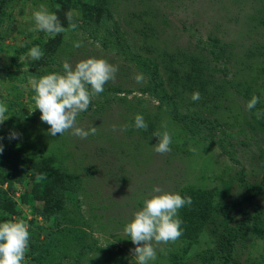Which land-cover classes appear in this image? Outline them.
<instances>
[{
	"label": "rangeland",
	"instance_id": "1",
	"mask_svg": "<svg viewBox=\"0 0 264 264\" xmlns=\"http://www.w3.org/2000/svg\"><path fill=\"white\" fill-rule=\"evenodd\" d=\"M5 1L0 103L10 116L0 123V145L3 151L17 150L22 180L1 187L14 210L5 221L28 226L22 264H135V245L123 228L154 186L191 197V204L178 212L182 235L154 244L156 259L149 264H221L217 235L264 204V0ZM41 7L65 28L70 13L76 29L55 38L30 32L32 13ZM91 19L107 28H97L98 34L115 30L127 50L157 61L180 109L203 116V125L174 121L145 92L147 76L136 62L102 48L83 30ZM34 46L43 51L39 60L26 58ZM88 57L118 68L77 117L78 126H95L97 133L87 139L69 132L52 137L39 110H32L28 80L62 73L65 61L74 66ZM137 75L143 77L140 83ZM194 91L200 93L197 101L191 99ZM253 95L259 103L249 111L245 104ZM137 114L147 130L136 129ZM164 131L171 135V151L158 154L153 134ZM11 132L19 138L10 140ZM46 184L66 201L60 225L54 214L45 215L44 201L36 197V186ZM232 257L233 264H264V216L236 244Z\"/></svg>",
	"mask_w": 264,
	"mask_h": 264
},
{
	"label": "clouds",
	"instance_id": "2",
	"mask_svg": "<svg viewBox=\"0 0 264 264\" xmlns=\"http://www.w3.org/2000/svg\"><path fill=\"white\" fill-rule=\"evenodd\" d=\"M66 16L69 20L67 28L59 22L54 12L41 7L33 11L31 21L34 27L29 28V31L44 32L47 37L55 38L61 33L75 30L77 25L72 22L71 14ZM73 46L79 48L81 44L73 42ZM42 56L43 51L39 46L32 47L26 53V58L30 60H39ZM62 67V73L53 72L39 78H29L28 86L34 92L32 110H39L40 120L49 125L48 133L52 137L69 132L79 139H87L89 135H96L97 128L92 126L86 130L78 126L77 117L89 109L92 99L104 91V85L115 79L118 68L99 57L81 59L74 66L65 61ZM135 79L140 83L143 77L137 75ZM191 99L199 100L200 93L194 91ZM257 103L259 97L253 95L245 107L251 111ZM7 112V106L0 103V123L9 118ZM134 120L136 129L147 130V123L140 114ZM153 135L158 141L153 149L156 153L165 154L171 151L172 138L167 131ZM8 138L18 139L19 134L11 132ZM2 152L3 146L0 145V153ZM152 191L153 194L143 199L142 207L133 213L123 228L124 235L135 245L131 250L135 264H149L156 259L154 244L175 242L182 235V221L178 212L185 205L191 204V197H182L158 186H154ZM28 247L29 230L23 221L0 222V264H22Z\"/></svg>",
	"mask_w": 264,
	"mask_h": 264
},
{
	"label": "trees",
	"instance_id": "3",
	"mask_svg": "<svg viewBox=\"0 0 264 264\" xmlns=\"http://www.w3.org/2000/svg\"><path fill=\"white\" fill-rule=\"evenodd\" d=\"M4 3H6L5 0H0V12L4 7ZM97 6L100 9L102 7V5L98 4ZM97 6H93L94 11L97 9ZM87 10L90 11V8H87ZM93 20L94 19L86 21L85 24L81 26L83 30L88 33L91 38L95 39L102 48L115 49L117 52L124 53L130 60L135 61L138 67L147 76L145 92L156 99L160 105H163L165 110L172 115L174 121L185 126L192 124L193 126L195 125V128H200L203 125V121L205 120L203 116L192 114L191 112L180 109L178 102L166 87L165 80L160 72L157 61L148 56L137 55L131 50H127L125 42L120 38L119 33L114 32L115 30L112 31L108 29L106 33H109L107 35H105V33L98 34L97 28H100L103 31L107 28H103L102 25ZM17 154V150L11 147L0 153V222H4L5 219L8 218V211L10 214L14 211L11 206V198L8 196L6 190L1 187L2 184L7 181L12 183L13 181L22 180V173L18 164L15 162ZM36 187L40 189L36 197L43 200L45 204V215L49 217L54 214L57 218L55 225L63 223L64 219L62 220L61 218L60 210L66 201H64V199L61 198L52 188H48L47 184L43 187ZM34 190L37 191L38 189ZM76 199H78V197ZM263 216L264 204L255 208L252 213L245 214L234 226L225 227L220 231L217 235L218 241L216 249L218 250L221 264L234 263L232 253L235 250L236 244L240 240L245 239V236L248 235L253 224L259 221Z\"/></svg>",
	"mask_w": 264,
	"mask_h": 264
}]
</instances>
